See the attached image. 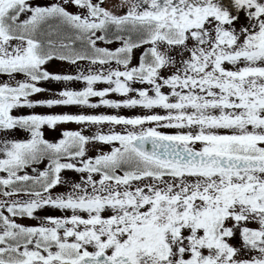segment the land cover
<instances>
[{
    "label": "snow or ice",
    "instance_id": "1",
    "mask_svg": "<svg viewBox=\"0 0 264 264\" xmlns=\"http://www.w3.org/2000/svg\"><path fill=\"white\" fill-rule=\"evenodd\" d=\"M0 76V264H264V0H0Z\"/></svg>",
    "mask_w": 264,
    "mask_h": 264
},
{
    "label": "rangeland",
    "instance_id": "2",
    "mask_svg": "<svg viewBox=\"0 0 264 264\" xmlns=\"http://www.w3.org/2000/svg\"><path fill=\"white\" fill-rule=\"evenodd\" d=\"M42 3H47V2H55V0H41ZM116 2L118 3L119 0H116ZM69 11L75 12L76 9L74 7H69L68 9ZM118 45L115 44V46L110 47V48H115ZM103 47V46H102ZM137 56V53H136ZM81 64H84L86 62H80ZM133 63H137V60L134 59ZM75 66L72 65H68L66 62H61V61H50L48 65L45 66V68L54 74H67V73H73ZM7 79V77L5 76H0V81H3ZM17 79H23V77L21 75H17ZM39 86L44 87L49 89V92H45V93H39L36 94L34 97H31L30 99H34V100H41V99H49V98H55L52 93L53 92H58L60 90H62L65 85L62 83H56V82H42ZM69 87H72L75 90H80L83 88V84L79 83V82H73L71 85H68ZM104 87H107L106 85H102V84H98L96 85V88L102 89ZM135 87H140L139 85H135ZM167 91V90H165ZM107 99H112V100H120L123 99L122 97L118 96L115 93L110 94L108 97H106ZM99 101V98H91V102L92 103H97ZM157 112H160L161 114L162 111L161 110H156ZM42 114V115H55V114H64V113H69V114H107V115H123V116H134V115H141L143 114V110H139V109H108V108H98V109H82L79 107H54V108H46V107H37L34 109H22V110H14V114L16 115H27V114ZM81 126L80 125H76L74 123H68V124H63V125H57L55 126L54 129L52 128H48L47 126H44V128L42 129V131H44V138L55 142L58 139L61 138L60 133L62 131H78L80 130ZM115 130L116 131H120L121 130V126H115ZM91 131L94 132L96 131V126H92ZM100 131L102 132H108L109 131V126L108 125H104L100 127ZM2 135V134H0ZM27 133H24L21 130H17L15 132V138L18 139H24L27 137ZM102 148L103 151H107V148L104 146H99ZM93 154H97L95 150L90 151ZM43 170V168L41 169ZM30 172V170H29ZM62 175H64L67 178H71L73 180H78L79 176L75 175L73 172L67 171L64 172ZM66 191V189L64 187H58L57 189L54 190V192H64ZM34 215L38 216V217H45V216H49V215H53V216H61V215H65V213H61L57 210H50V209H41L38 210ZM17 222L19 223H29V222H35V220L29 219L27 217L24 218H17ZM252 227H256V225H251Z\"/></svg>",
    "mask_w": 264,
    "mask_h": 264
},
{
    "label": "flooded vegetation",
    "instance_id": "3",
    "mask_svg": "<svg viewBox=\"0 0 264 264\" xmlns=\"http://www.w3.org/2000/svg\"><path fill=\"white\" fill-rule=\"evenodd\" d=\"M139 55V53H137V56ZM104 147H106L107 148V151L109 150V148H108V146H104ZM89 155L90 156H95L96 154H93V153H91V152H89ZM46 161L44 162V163H42L39 167H40V169H42V168H44V166L46 165ZM75 174V173H74ZM75 175H77V174H75ZM37 224V221H35V222H29V223H24V225L25 226H35ZM236 243H238V241H235Z\"/></svg>",
    "mask_w": 264,
    "mask_h": 264
},
{
    "label": "trees",
    "instance_id": "4",
    "mask_svg": "<svg viewBox=\"0 0 264 264\" xmlns=\"http://www.w3.org/2000/svg\"><path fill=\"white\" fill-rule=\"evenodd\" d=\"M100 46H103V47H109V48H110V47L115 46V44H113V45H102V44H101ZM113 49H114V48H113Z\"/></svg>",
    "mask_w": 264,
    "mask_h": 264
}]
</instances>
